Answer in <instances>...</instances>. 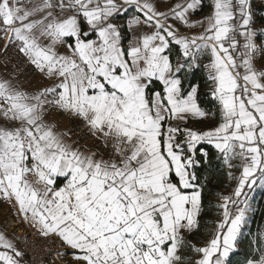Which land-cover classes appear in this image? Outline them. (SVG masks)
Here are the masks:
<instances>
[{
	"label": "snow or ice",
	"instance_id": "snow-or-ice-1",
	"mask_svg": "<svg viewBox=\"0 0 264 264\" xmlns=\"http://www.w3.org/2000/svg\"><path fill=\"white\" fill-rule=\"evenodd\" d=\"M158 4L0 0L3 52L15 45L50 82L27 90L0 78V199L58 237L73 264H231L248 192L264 186V27L254 0ZM204 56L217 112L201 107L199 85L185 88ZM53 113L81 121L103 151L73 140ZM217 114L208 130L187 126ZM204 144L236 187L220 194L219 219L195 244L186 234L201 229ZM254 243L245 264H264V234ZM24 257L0 231V264H29Z\"/></svg>",
	"mask_w": 264,
	"mask_h": 264
},
{
	"label": "trees",
	"instance_id": "trees-1",
	"mask_svg": "<svg viewBox=\"0 0 264 264\" xmlns=\"http://www.w3.org/2000/svg\"><path fill=\"white\" fill-rule=\"evenodd\" d=\"M208 10V8H205L200 14H204ZM258 20L263 23L262 17ZM175 54L176 50L174 48L173 55ZM183 79L185 88L189 85H199L198 101L202 108L209 112H217L218 101L210 95L212 83L203 70L195 68L192 72L184 74ZM218 118V114L216 117H212L213 122L215 123ZM204 148L209 152L208 162L202 163L197 167V174L200 177V182L205 186L203 193L204 211L201 216V229L195 234H188L187 236L189 241L196 244L203 242L200 233L204 228L205 220L209 216H212L215 201L220 197V194L227 195V192L223 188L225 183V164L223 159L212 145L204 144ZM263 217L264 205L260 206L255 212L252 224H255L256 221L261 224ZM253 256L255 255L252 252H247L245 246H241L230 256V261L231 264H245V260Z\"/></svg>",
	"mask_w": 264,
	"mask_h": 264
},
{
	"label": "crops",
	"instance_id": "crops-1",
	"mask_svg": "<svg viewBox=\"0 0 264 264\" xmlns=\"http://www.w3.org/2000/svg\"><path fill=\"white\" fill-rule=\"evenodd\" d=\"M174 2L175 0H159L158 6L160 7L161 10H166ZM258 2H261V0H254V4ZM208 11L204 14H199V16L206 15ZM255 19H256V27L261 28L263 24L256 17ZM117 22L123 23V18L121 17ZM181 30L184 31V29ZM3 44L4 41L2 40L0 45V78H12L14 81H17L18 78L17 86L23 87L27 90L38 89L50 83L49 81L45 80L39 73L35 72L30 65L26 64L25 58L17 51V49L16 52L20 56L18 59H16V57H14L12 54L9 53V49H11V47L8 49L7 53L4 54ZM175 50L177 54L178 50L177 49ZM204 62L206 64L208 63V57L206 56L201 57L200 64ZM29 67H31L30 70ZM199 69L203 70L202 68ZM206 75L208 76V74ZM52 118L58 122L61 129L70 130L73 140H77L81 145L87 146L89 148L100 149L101 151H103L102 145H100L98 141H96L94 138L88 135L87 130L84 128L82 123L81 124L76 123L77 126L73 127L72 118L57 113H53ZM215 124L216 122L215 123L213 122L212 117L206 119L193 118L188 123L187 126L200 130H208L209 128L215 126ZM6 212L8 214H11L14 217V219L18 221L22 226L32 227L30 223L24 221L21 215L17 214L16 208H14L9 202L0 199V213L4 214ZM3 218L5 219V215H3ZM187 235L188 234H186V236ZM232 254H230V256Z\"/></svg>",
	"mask_w": 264,
	"mask_h": 264
},
{
	"label": "rangeland",
	"instance_id": "rangeland-1",
	"mask_svg": "<svg viewBox=\"0 0 264 264\" xmlns=\"http://www.w3.org/2000/svg\"><path fill=\"white\" fill-rule=\"evenodd\" d=\"M254 11H255V17L257 19L259 18L261 19L262 17L263 19L262 27H264V3L262 2L255 3ZM1 42L2 40H0V45H1ZM9 53L12 54L14 57H16V59L20 57L19 54L16 52L15 45H13L11 49H9ZM30 69L31 67H29V70ZM72 123H73V127H76L77 126L76 123L81 124V121L78 122V120H72ZM233 171L235 175L237 176L239 175V172L237 170L234 169ZM227 172H228V168L225 165V183L223 185V188L227 192V195H230L236 187V181L233 179H230L227 176ZM248 197H249L248 199L249 208L246 213V223L244 224L241 230V236L238 238L237 248L239 249L241 246H245V249L247 250V252H252L254 255H256L255 248L257 245L256 243H254V241H256L262 234H264V217H263V221L261 224H259L258 221H256L255 224H252V221H253V217L257 209L260 208V206L264 205V186H262L261 183H257V185H255L253 189L248 192ZM219 198L214 203V206H213L214 211L212 213V216H209L205 220V223L203 226L204 228L202 232L200 233V236L203 238V242L210 235L209 230L214 227V221L219 219V209L215 207V205L219 202ZM241 199H243V196L241 197ZM242 206L243 205H241V207ZM3 215H5V219L3 218ZM9 220H10L9 214L7 212L4 214L0 213V231H4L5 233L7 232L6 235L10 239H12L17 245L15 237L10 235V233L8 234V230L6 228V223L7 222L9 223ZM203 242L197 243V244H202ZM24 259L28 261L29 264H31L26 256L24 257ZM69 264H73V263L69 262Z\"/></svg>",
	"mask_w": 264,
	"mask_h": 264
},
{
	"label": "built area",
	"instance_id": "built-area-1",
	"mask_svg": "<svg viewBox=\"0 0 264 264\" xmlns=\"http://www.w3.org/2000/svg\"><path fill=\"white\" fill-rule=\"evenodd\" d=\"M206 63H201L199 68L208 74L204 67ZM9 223H6L8 233L13 235L17 242V247L25 252L31 264H69L72 261V250L65 249L63 242L56 236L43 237L32 227L22 226L14 217L9 214ZM60 251L67 252V255L58 256Z\"/></svg>",
	"mask_w": 264,
	"mask_h": 264
}]
</instances>
